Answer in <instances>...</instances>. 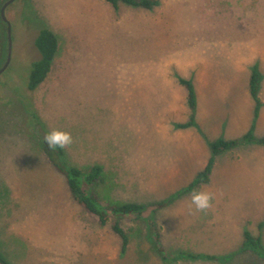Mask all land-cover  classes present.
I'll list each match as a JSON object with an SVG mask.
<instances>
[{
	"label": "rangeland",
	"instance_id": "obj_1",
	"mask_svg": "<svg viewBox=\"0 0 264 264\" xmlns=\"http://www.w3.org/2000/svg\"><path fill=\"white\" fill-rule=\"evenodd\" d=\"M8 1L0 0V12ZM160 2L115 10L102 0H15L6 9L12 52L0 75V252L12 264H247L244 232L264 246V145L240 143L217 156L209 182L185 193L213 156L211 142L241 139L252 126L264 137V0ZM5 25L0 14V70L9 59ZM43 25L61 50L32 92ZM179 78L191 80L197 96V126L187 129L176 128L191 117ZM53 130L71 134L64 148L74 165L105 167L116 200L146 207L140 217L118 218L125 252L111 227L117 218L101 226L52 164L45 136ZM197 191L211 194L209 208L192 204ZM161 202L169 204L160 209Z\"/></svg>",
	"mask_w": 264,
	"mask_h": 264
},
{
	"label": "trees",
	"instance_id": "obj_2",
	"mask_svg": "<svg viewBox=\"0 0 264 264\" xmlns=\"http://www.w3.org/2000/svg\"><path fill=\"white\" fill-rule=\"evenodd\" d=\"M110 4L115 10H118L122 4L134 8L145 10H153L160 6V0H102ZM2 10V9H1ZM1 14V12H0ZM4 26L5 23L2 19ZM8 33V27H7ZM35 46L38 51V59L32 64V69L29 75L28 89L36 91L48 78L52 72L54 62L61 50L59 36L50 28L41 26L35 40ZM179 83L187 90V102L191 111L190 120L186 123L176 125L178 129H187L197 126L196 111H197V96L194 85L191 80L179 78ZM261 84V75L257 69L252 71L249 80V93L254 102L255 121L259 117L262 101L259 97V89ZM36 118V116H35ZM240 143H257L264 145V137L256 138L254 135V126L241 139H217L209 145L213 156L210 158L206 168L197 175V178L187 188L185 193L198 190V188L208 183L215 165L216 157L226 151L235 149ZM48 156L54 167L65 177L66 184L72 194L74 200L84 207L91 215H93L99 224L103 227L111 222V218H117L112 223V231L121 239L122 252H125L129 245V237L126 231L122 228L118 218H126L135 215L140 217L145 211V206L132 203L121 202L112 196L113 180L112 176L106 172L105 167L100 164H93L86 167L74 165L69 160V155L64 147L47 148ZM183 193V194H185ZM173 198L169 203L173 202ZM169 203L161 202L156 206L160 209L167 206ZM152 241L158 240V233L154 224H151ZM158 252L166 261V251L159 247ZM253 251L264 258V246L262 239H255L248 231L244 232V243L241 252ZM180 259L197 260L204 258L207 260H217V257L209 255H195L191 253H180ZM0 264H12L0 252Z\"/></svg>",
	"mask_w": 264,
	"mask_h": 264
},
{
	"label": "clouds",
	"instance_id": "obj_3",
	"mask_svg": "<svg viewBox=\"0 0 264 264\" xmlns=\"http://www.w3.org/2000/svg\"><path fill=\"white\" fill-rule=\"evenodd\" d=\"M72 136L70 133L61 131V130H53L45 136L46 143L52 147H65L72 143ZM211 194L208 192L197 191L192 196V204L195 206L197 210H205L211 206Z\"/></svg>",
	"mask_w": 264,
	"mask_h": 264
},
{
	"label": "water",
	"instance_id": "obj_4",
	"mask_svg": "<svg viewBox=\"0 0 264 264\" xmlns=\"http://www.w3.org/2000/svg\"><path fill=\"white\" fill-rule=\"evenodd\" d=\"M15 0H10L8 1L6 4H4V6L2 7V10H1V16H2V19L3 21L7 24L8 26V38H9V59H8V62L7 64L5 65V67L0 70V75H2L9 62H10V57H11V52H12V26H11V23L8 21L7 17H6V9L8 8L9 5H11Z\"/></svg>",
	"mask_w": 264,
	"mask_h": 264
},
{
	"label": "crops",
	"instance_id": "obj_5",
	"mask_svg": "<svg viewBox=\"0 0 264 264\" xmlns=\"http://www.w3.org/2000/svg\"><path fill=\"white\" fill-rule=\"evenodd\" d=\"M247 264H264V259L258 258L252 251L244 252Z\"/></svg>",
	"mask_w": 264,
	"mask_h": 264
}]
</instances>
